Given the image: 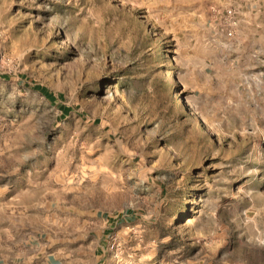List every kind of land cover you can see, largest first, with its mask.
Here are the masks:
<instances>
[{"label": "rangeland", "instance_id": "1", "mask_svg": "<svg viewBox=\"0 0 264 264\" xmlns=\"http://www.w3.org/2000/svg\"><path fill=\"white\" fill-rule=\"evenodd\" d=\"M264 264V0H0V254Z\"/></svg>", "mask_w": 264, "mask_h": 264}, {"label": "crops", "instance_id": "2", "mask_svg": "<svg viewBox=\"0 0 264 264\" xmlns=\"http://www.w3.org/2000/svg\"><path fill=\"white\" fill-rule=\"evenodd\" d=\"M0 264H56L53 256L31 246L10 248L9 254H0Z\"/></svg>", "mask_w": 264, "mask_h": 264}]
</instances>
